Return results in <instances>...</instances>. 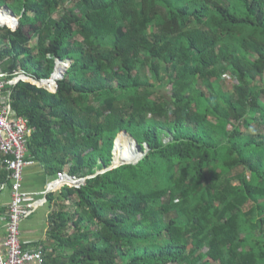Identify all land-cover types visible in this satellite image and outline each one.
Segmentation results:
<instances>
[{"label": "trees", "instance_id": "16d2710c", "mask_svg": "<svg viewBox=\"0 0 264 264\" xmlns=\"http://www.w3.org/2000/svg\"><path fill=\"white\" fill-rule=\"evenodd\" d=\"M2 7L19 17L0 26L8 78L71 61L55 92L7 89L26 159L85 179L46 197L43 264H264V0ZM129 138L146 155L106 172Z\"/></svg>", "mask_w": 264, "mask_h": 264}, {"label": "built area", "instance_id": "2783aa9c", "mask_svg": "<svg viewBox=\"0 0 264 264\" xmlns=\"http://www.w3.org/2000/svg\"><path fill=\"white\" fill-rule=\"evenodd\" d=\"M2 13L0 8V14ZM0 26H6L0 23ZM14 30V28H11ZM57 61L56 72L58 68ZM65 68L71 61L62 62ZM64 70L54 78L35 80L24 72H17L8 78L0 69V170H5L7 182H10L11 199L7 206L6 236L3 242V253L0 251V264H43V252L29 251L23 248L20 239V224L28 219L35 210L43 205L45 197L57 193L64 187L79 189L85 184V179H77L68 173L58 172L56 178L45 185L43 199L31 200L29 193L23 189V172L26 167L33 165V161L26 159L27 140L31 129L25 117L16 116L11 108L8 87H14L18 82H29L50 92H55L57 82L61 80ZM7 182L0 183V189L6 187Z\"/></svg>", "mask_w": 264, "mask_h": 264}, {"label": "crops", "instance_id": "0c3cea01", "mask_svg": "<svg viewBox=\"0 0 264 264\" xmlns=\"http://www.w3.org/2000/svg\"><path fill=\"white\" fill-rule=\"evenodd\" d=\"M57 61L58 60H56V64ZM55 69H56V65H55ZM33 162H34L33 165L26 167L23 172V189L27 193H29L31 200L43 199L44 197L43 192L45 191V185L51 180L55 179L56 176L54 178L49 177L44 167L40 163H37L35 161ZM0 183H4V182H0ZM46 197H45L46 201L43 203V205H41L35 210L36 212L38 209L46 207L44 217L42 218L40 224L37 227H34L32 224L31 225L29 224L30 222L29 219L32 217V215H34L35 212L28 219L24 220L20 224V229H19L20 239L23 248L26 250L29 251L40 250L43 252L45 247L47 246L50 247L53 245V241H51L47 236V232L49 228L48 215L52 208L49 207ZM10 199H11V189H10V182L8 181L6 187L0 189V251L2 253L4 251L2 245L6 236L7 206L10 202ZM31 264H38V263H31Z\"/></svg>", "mask_w": 264, "mask_h": 264}, {"label": "bare ground", "instance_id": "6f19581e", "mask_svg": "<svg viewBox=\"0 0 264 264\" xmlns=\"http://www.w3.org/2000/svg\"><path fill=\"white\" fill-rule=\"evenodd\" d=\"M1 11L2 13L0 14V23L3 25H9L12 28L16 26V22H17L16 17L12 15L10 11L6 9L5 7H2ZM12 20L14 22V25L12 24V22H9ZM64 68H65L64 64L59 63L56 76H58L64 70ZM129 140L132 141L131 138ZM125 141H128V140H125ZM117 143L119 142L115 143V147L117 146L116 145ZM133 147L135 148V145L133 143H128L124 148H122L117 153L116 160H115V154H114V165L118 166V165H123V164H128V163H136L137 161H139L141 154L137 147H136L137 148L136 150H134Z\"/></svg>", "mask_w": 264, "mask_h": 264}, {"label": "rangeland", "instance_id": "374dc122", "mask_svg": "<svg viewBox=\"0 0 264 264\" xmlns=\"http://www.w3.org/2000/svg\"><path fill=\"white\" fill-rule=\"evenodd\" d=\"M7 12V11H6ZM15 17H16V19L17 20H19V17L18 16H16V15H14ZM9 22H12V24L14 25V22H13V20L12 21H9ZM7 26V25H6ZM4 27V26H3ZM8 27H10V26H8ZM15 27V26H14ZM13 27V28H14ZM10 28H12V27H10ZM234 80L231 78V76H228L227 77V79H226V87L228 88V89H233V84H234V82H233ZM130 139V138H129ZM129 139H128V141H129ZM133 144L135 145V148H134V150H136L137 148V145L133 142ZM115 145H114V150H113V161H114V154H115ZM120 151V150H119ZM118 151V152H119ZM117 152V153H118ZM141 154V153H140ZM143 153L141 154V157H140V159H139V161L140 160H142V158H143ZM138 161V162H139ZM113 164H114V162H113ZM115 166V165H114ZM45 211H46V207L45 208H40V209H38L35 213H34V215H32V217L29 219V224L31 225H33L34 227H37L39 224H40V222H41V220H42V218L44 217V214H45ZM19 229H20V227H19Z\"/></svg>", "mask_w": 264, "mask_h": 264}, {"label": "water", "instance_id": "95a60500", "mask_svg": "<svg viewBox=\"0 0 264 264\" xmlns=\"http://www.w3.org/2000/svg\"><path fill=\"white\" fill-rule=\"evenodd\" d=\"M6 9H7V8H6ZM10 13H11L12 15H14L11 11H10ZM18 25H19V20H17V22H16V26L14 27V30L17 28ZM58 62L62 63V62H64V61H62V60H58ZM55 72H56V69H55L54 73L52 74L51 79L54 78ZM65 72H66V69L64 70V73H65ZM63 75H64V74L61 75V78H63ZM126 136H127V135H126ZM131 140L136 144V142H135L132 138H131ZM136 145H137V144H136ZM137 148H138L139 152L142 154L140 148H139L138 146H137ZM143 154H144V155H143V157H144V156L146 155V152H144ZM137 163H138V161H137L136 163H128V164H123V165H118V166H114V164H113L112 167H111L110 169L106 170V172H107V171H110V170H113V169H117V168H119V167H121V166H126V165H132V166H134V165H136ZM102 173H104V172H100V173H98V174H102Z\"/></svg>", "mask_w": 264, "mask_h": 264}]
</instances>
